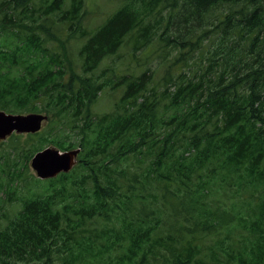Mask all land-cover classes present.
<instances>
[{"label": "trees", "instance_id": "trees-1", "mask_svg": "<svg viewBox=\"0 0 264 264\" xmlns=\"http://www.w3.org/2000/svg\"><path fill=\"white\" fill-rule=\"evenodd\" d=\"M138 1L142 9L124 0L91 33L77 71L45 42L49 29L69 40L65 17L83 14V0H0V110L69 126L66 139L43 128L12 135L0 153V264H264V0ZM162 4L179 25L201 28L157 86L161 64L120 74L117 55L129 42L176 43L156 18ZM205 54L201 71L178 73V62ZM108 57L111 95L123 92L96 114L107 88L90 78ZM51 145L80 148L79 164L30 177L40 190L31 193L23 177Z\"/></svg>", "mask_w": 264, "mask_h": 264}, {"label": "rangeland", "instance_id": "rangeland-1", "mask_svg": "<svg viewBox=\"0 0 264 264\" xmlns=\"http://www.w3.org/2000/svg\"><path fill=\"white\" fill-rule=\"evenodd\" d=\"M123 3L124 0H83V14H74L72 16L65 17V19L70 24L71 30L68 32V34L66 31L67 26H63V31L60 35L66 34L67 36H69V40H61L60 42H58L57 40H55L56 33L54 32V30L49 29V35H47L49 41L45 43L48 44V47H52L53 56H56L57 61L60 62V64L65 63L67 65H71V67H75L77 71H80L82 58L80 56L79 47L82 48L87 38L89 36H93V34L91 35V33H93L110 16H112L123 5ZM127 3L131 8L142 9V6L138 0H127ZM159 10H161L162 13L156 14V18L167 23L169 28L177 34L176 43L172 46L173 42H171L170 46L165 47L158 40H156L150 45L143 47L138 46L133 42H129L124 48L120 50L117 55L119 57L117 62V69L120 74H124L127 72H131L134 68L137 67L141 71L147 65L151 66L152 69H156L161 64L162 69L156 77V85L163 86V73L169 65L173 64L172 62L176 53L184 52L180 47H182L184 44L186 48L187 42L193 39V37L198 33L201 27L196 23V21H192L196 24L194 26H190L186 23H182L181 25H179L177 16L172 18V16L174 15L172 8L168 9V6H165L164 4L159 7ZM224 11V7H221L217 11V13L219 12L220 14H222ZM214 31L215 28L210 27L208 29V32L210 33H213ZM0 34H3L1 30ZM65 50L66 53L64 54ZM210 56L211 54H205L202 57L201 61L199 58L194 56V58L190 60L186 59L185 61L178 62V73H180V75L189 74L188 69H190L192 73L195 71H201V62L203 64H207L208 58ZM106 65L110 66L109 57L101 63V67L100 69H98L100 72L98 71L90 78L96 86L107 88L105 91H103L101 96H99V98L93 102L91 106V111L96 114L111 111L115 105L116 100L123 92V88H121L114 95H111V89H114V83L110 77L109 70L105 69ZM94 68H92V70ZM4 71L7 72V69H5ZM13 72L17 74L20 73L17 68L14 69ZM68 80L69 76L67 75L65 77V81ZM73 83H76V85L78 84L77 82ZM176 88L177 87L173 84L171 86V92H174ZM43 124V129L46 130L48 134L52 133L53 137L57 138L58 136H61L62 139H66L65 137L69 135V126H62L61 119H59L58 116L54 117V120H51L49 118L48 121L43 122ZM9 139L10 138L4 141H0V153H2L3 150L7 149V147L9 146ZM136 162L137 160L132 158L130 159V161L125 163V165L129 166V168L132 169ZM23 163L25 162L23 161ZM77 165L78 163L76 164V166ZM19 168L21 171H23V164L22 166H19ZM79 171L80 170L77 169V172ZM30 177L34 179L37 178L36 173L31 169V167L30 171L28 172V174H25V177H23V179L26 183H30L31 193H40V190H38V184L34 181V179ZM30 179H32L31 182ZM22 189H24L25 191L24 194L27 195V187L25 188V186L23 185ZM0 205H4L3 202H0ZM4 212H6V204L0 210V214H3ZM224 238L225 234L221 238L211 237V239L216 240H225ZM237 240L238 241H236V243H234L233 245L226 246L227 249L237 250V248L241 245L240 240ZM200 242L205 250L207 246L211 245L210 237H205ZM228 242L229 241L226 240V244H228Z\"/></svg>", "mask_w": 264, "mask_h": 264}, {"label": "water", "instance_id": "water-1", "mask_svg": "<svg viewBox=\"0 0 264 264\" xmlns=\"http://www.w3.org/2000/svg\"><path fill=\"white\" fill-rule=\"evenodd\" d=\"M47 119L48 117L42 114L15 115L0 111V141L15 132L37 133ZM79 152V150L61 152L56 148H46L33 156L31 168L40 179L54 178L62 172H69L75 166Z\"/></svg>", "mask_w": 264, "mask_h": 264}]
</instances>
